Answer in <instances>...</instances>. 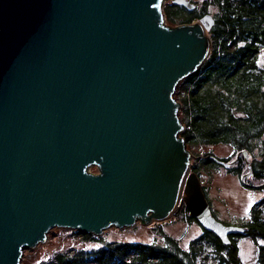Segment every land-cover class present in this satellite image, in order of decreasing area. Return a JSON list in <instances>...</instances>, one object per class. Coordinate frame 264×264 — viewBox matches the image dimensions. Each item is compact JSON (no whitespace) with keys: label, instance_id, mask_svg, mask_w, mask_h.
I'll use <instances>...</instances> for the list:
<instances>
[{"label":"water","instance_id":"obj_1","mask_svg":"<svg viewBox=\"0 0 264 264\" xmlns=\"http://www.w3.org/2000/svg\"><path fill=\"white\" fill-rule=\"evenodd\" d=\"M164 1L0 0V264L54 229L102 236L182 201L224 243L241 232L210 215L174 98L215 18L170 28Z\"/></svg>","mask_w":264,"mask_h":264},{"label":"trees","instance_id":"obj_2","mask_svg":"<svg viewBox=\"0 0 264 264\" xmlns=\"http://www.w3.org/2000/svg\"><path fill=\"white\" fill-rule=\"evenodd\" d=\"M210 5L218 14L210 31L209 54L184 79L190 85L185 109L189 128L184 127L182 138L186 145L243 146L264 133V66L259 65L264 50V0H207L203 8ZM251 232L264 237V218L256 219ZM75 233L82 238V249L72 247L44 264H209L213 247L207 234L184 249L165 233L163 241L150 243L106 241V235ZM91 241L100 247L87 249ZM261 254L264 263V249Z\"/></svg>","mask_w":264,"mask_h":264},{"label":"rangeland","instance_id":"obj_3","mask_svg":"<svg viewBox=\"0 0 264 264\" xmlns=\"http://www.w3.org/2000/svg\"><path fill=\"white\" fill-rule=\"evenodd\" d=\"M193 1L198 7L201 8L204 7L207 0ZM207 9L210 15L216 19L218 14L217 8L213 5H210L207 7ZM169 24H179V22L172 21L169 22ZM210 31L206 32L208 37H210ZM259 65L264 66V50H262L260 55ZM183 80L178 84L174 92V98L176 102H179L180 104L181 112L179 110L178 116L185 127V130H188L189 119L185 109L187 106L186 98L189 96L188 89L190 85H188V81ZM203 93L205 94L206 91H203ZM235 115L241 117L242 113L236 112ZM182 134L183 132L181 133V137L183 136ZM186 149L194 156H200L191 160L190 171L198 175L201 181L203 192L205 191L210 201L214 205L239 206L241 208L240 211L246 212L252 205L259 206L264 201V189H245L243 186H241L239 179L240 174H246L248 171L246 159L244 161L242 157L243 163H241V165L229 170H225L224 168L217 165L213 166L209 162L207 163L206 159L201 158L205 155H214L220 159L232 162L238 152L246 149L249 154L248 161L258 167L256 172V180L249 182L254 184L255 187H260L264 184V133L253 138L249 144L243 146L238 143H219L215 145L188 143L186 145ZM260 166H262V168ZM88 171L93 174L98 173L96 167H91ZM223 196H225V201L222 200ZM252 196H255V202ZM182 206H186L185 201H182V203L180 202V208ZM177 212L163 222L152 221L146 226H142L139 222L134 228L127 230L122 229L120 231L117 228L111 227L106 230L103 235H106V241L117 240L123 242L130 241L150 243L153 239L163 241L162 233H165L166 235L176 239L180 245L186 247L193 237H197L199 235V232L194 227H187V224V228H185V225H183V227L186 229V232L183 233V235H186L182 236L180 232L181 226L176 220ZM247 215L249 214L247 213ZM76 246L82 249V238L77 235L74 230L54 229L50 231L47 241L44 244L37 245L35 248L24 249L20 264L48 263L52 261L56 254L62 253ZM262 246H264V239H262L260 236H258V239L255 240V243L248 239H243L240 242L239 253L246 264H260L255 255L260 252ZM99 247L100 244L94 241L86 244L87 249H98Z\"/></svg>","mask_w":264,"mask_h":264},{"label":"flooded vegetation","instance_id":"obj_4","mask_svg":"<svg viewBox=\"0 0 264 264\" xmlns=\"http://www.w3.org/2000/svg\"><path fill=\"white\" fill-rule=\"evenodd\" d=\"M187 1L189 2L188 6H182L174 2L173 0H166L164 2L163 13H164L165 23L168 27L171 28L181 25L194 24L199 22L204 15L210 14L208 9L205 10L203 7L201 8L198 7L193 0H187ZM172 21L179 22V24H169V22ZM244 156L245 155H243L241 151L238 152L236 154L235 159L233 160L235 161V163L228 168L218 165L214 160V158L226 162H229L228 160L220 159L214 155H208L206 157V160H208V162L213 166L217 165L219 167L224 168L225 170H229L234 167H237L238 165H241V163H243L242 157L245 161ZM250 165L251 166L247 165L248 166L247 173L240 174V178H239L241 186H243V188L245 189H254L253 187H255L254 184L250 183L249 181L256 180V172L258 170V167L253 163H250ZM261 189L264 188L261 187ZM205 197L208 203L210 215L216 222L222 224L225 227H232L235 228L236 230H241V232L237 231L234 233H228L226 236L228 242L224 243L220 238V236L216 234L214 231L204 229V227L199 223V221L192 216L190 207L182 206L176 214L177 217L176 220L181 226L180 228L181 235L182 236L186 235V234L183 235V233L186 232L185 228L189 226V227H194L196 230H198L199 232L198 236L202 234H207V236L211 238L213 247L211 248L209 264H246L244 259L241 257L239 253V244L243 239H248L250 241H253L254 243L255 240L258 239V235L257 236L254 235L251 231L253 225L256 222V219L258 217L264 218V201L259 206L252 205L245 212V211H240L241 208L239 206H234V205L216 206L210 201L206 193H205ZM224 197L225 196H223V198L221 197L223 201L226 200ZM252 198L255 202V196H252ZM247 213L249 215H247ZM183 225H185V228L183 227ZM197 237H193L190 240V242ZM260 237L264 239L263 236ZM181 246L185 249L187 248L188 245L186 247L183 245ZM263 249L264 246H262L260 252L257 255H255V257L257 258L260 264H264L261 261L263 259V254H261V251Z\"/></svg>","mask_w":264,"mask_h":264},{"label":"bare ground","instance_id":"obj_5","mask_svg":"<svg viewBox=\"0 0 264 264\" xmlns=\"http://www.w3.org/2000/svg\"><path fill=\"white\" fill-rule=\"evenodd\" d=\"M221 166H222V165H221ZM223 167H224V166H223ZM227 242H228V240H227ZM227 242H226V243H227Z\"/></svg>","mask_w":264,"mask_h":264},{"label":"built area","instance_id":"obj_6","mask_svg":"<svg viewBox=\"0 0 264 264\" xmlns=\"http://www.w3.org/2000/svg\"><path fill=\"white\" fill-rule=\"evenodd\" d=\"M165 2V1H164ZM164 23H165V20H164ZM166 24V23H165Z\"/></svg>","mask_w":264,"mask_h":264}]
</instances>
